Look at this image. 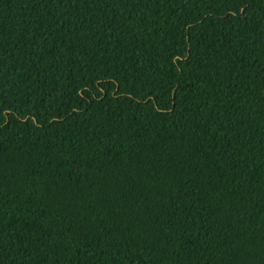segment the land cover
<instances>
[{"label": "trees", "instance_id": "obj_1", "mask_svg": "<svg viewBox=\"0 0 264 264\" xmlns=\"http://www.w3.org/2000/svg\"><path fill=\"white\" fill-rule=\"evenodd\" d=\"M0 264H264V0H0Z\"/></svg>", "mask_w": 264, "mask_h": 264}]
</instances>
